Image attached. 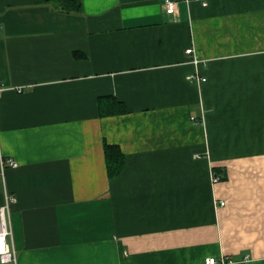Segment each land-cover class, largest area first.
Masks as SVG:
<instances>
[{
    "label": "crops",
    "instance_id": "crops-1",
    "mask_svg": "<svg viewBox=\"0 0 264 264\" xmlns=\"http://www.w3.org/2000/svg\"><path fill=\"white\" fill-rule=\"evenodd\" d=\"M80 1L0 0V264H264V0Z\"/></svg>",
    "mask_w": 264,
    "mask_h": 264
},
{
    "label": "built area",
    "instance_id": "built-area-1",
    "mask_svg": "<svg viewBox=\"0 0 264 264\" xmlns=\"http://www.w3.org/2000/svg\"><path fill=\"white\" fill-rule=\"evenodd\" d=\"M203 4L206 5L207 2L202 0ZM164 7L169 13H174L177 10V1L176 0H165ZM186 53L192 57V62L194 64H198L201 62L198 59L195 49L192 47L186 49ZM195 77V75H192ZM201 80H206V77H202ZM2 87L0 86V93ZM1 142V141H0ZM15 165L16 161L13 158H5L1 157V169L2 172L5 169L6 164ZM214 181H218L219 177L216 175L214 176ZM4 201L0 204V261L2 263H15L17 260V253L13 245V230H12V221H11V214H12V205L16 201V196L8 191L7 189L4 190ZM224 204V203H222ZM227 259L222 258L220 261L217 260L215 257H208L205 259V264H226Z\"/></svg>",
    "mask_w": 264,
    "mask_h": 264
},
{
    "label": "trees",
    "instance_id": "trees-1",
    "mask_svg": "<svg viewBox=\"0 0 264 264\" xmlns=\"http://www.w3.org/2000/svg\"><path fill=\"white\" fill-rule=\"evenodd\" d=\"M68 6V8H67ZM66 9L68 10H81L80 0H66ZM124 110V109H123ZM106 155L108 158L110 176H118L124 165V154L120 151L116 145H106Z\"/></svg>",
    "mask_w": 264,
    "mask_h": 264
}]
</instances>
